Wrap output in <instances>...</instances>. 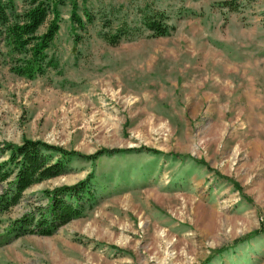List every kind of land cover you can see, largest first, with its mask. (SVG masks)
<instances>
[{"label":"rangeland","instance_id":"rangeland-1","mask_svg":"<svg viewBox=\"0 0 264 264\" xmlns=\"http://www.w3.org/2000/svg\"><path fill=\"white\" fill-rule=\"evenodd\" d=\"M77 2L94 21L74 29L70 0L59 7L43 76L12 74L0 44V144L123 151L65 159L25 189L0 212V264H264V0ZM152 10L168 36L142 26ZM123 22L134 31L108 45ZM87 179L80 217L50 236L11 231L44 190Z\"/></svg>","mask_w":264,"mask_h":264},{"label":"trees","instance_id":"trees-1","mask_svg":"<svg viewBox=\"0 0 264 264\" xmlns=\"http://www.w3.org/2000/svg\"><path fill=\"white\" fill-rule=\"evenodd\" d=\"M65 2L66 0H30L21 12H17L14 0H0V44L6 49L7 65L12 74L31 80L57 67V60L48 55L47 51L59 29V7ZM70 5L69 18L74 29L84 30L86 24L94 21L93 14L85 8L83 9L85 21L83 20L77 0H70ZM218 5L232 10L236 8L232 1H222ZM167 20L168 17L164 13L152 10L142 15L141 24L152 37H164L175 29ZM44 24H46L44 31L38 33ZM132 31L134 30L123 22L114 33H104L102 37L108 45L116 46L123 37L130 36ZM122 151L102 149L93 154L82 155L40 140L25 138L19 144L2 143L0 187L3 184L7 185L0 190V212L15 204L23 191L31 185L56 176L65 159L69 160L76 156L95 162L103 155H114ZM88 184L87 179L73 185L44 190L47 204L15 220L11 224V231L17 236L52 235L61 225L81 216L84 201L92 198ZM256 233L258 232H253L236 243L247 241Z\"/></svg>","mask_w":264,"mask_h":264}]
</instances>
